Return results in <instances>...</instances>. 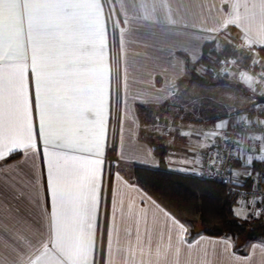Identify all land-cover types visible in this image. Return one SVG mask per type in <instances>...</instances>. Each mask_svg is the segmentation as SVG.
Here are the masks:
<instances>
[{
	"label": "snow or ice",
	"instance_id": "snow-or-ice-1",
	"mask_svg": "<svg viewBox=\"0 0 264 264\" xmlns=\"http://www.w3.org/2000/svg\"><path fill=\"white\" fill-rule=\"evenodd\" d=\"M107 4L108 0H0V206L8 204L13 217L12 223L0 228V234L7 232L0 240V248L7 250L0 255V264H96L98 240L100 264H106L114 231L120 242L114 225L118 206L123 213V200L112 184L111 172L106 173L105 162L112 105H117L115 118L122 123L124 98L119 77L114 82L112 68L105 63V49L108 22L112 21L113 42L119 32L121 50L125 28L113 20L111 8L105 11ZM230 7L227 24L243 23L241 47L258 44L264 49V0L251 5L248 0H230ZM228 47L225 43L213 51L225 56ZM199 59L194 53L188 57L193 64ZM259 63L253 60L254 66ZM260 79L264 80V72ZM116 144L114 137V149ZM259 151L264 153V146ZM235 158L245 166L253 161L251 155ZM255 159L264 161V155ZM209 163L215 167L224 161L217 153ZM256 176L261 178L259 173ZM25 203L31 209L27 215L20 208ZM140 203L164 217L165 229L191 243L183 241L185 225L155 199L142 195ZM102 205L110 217L107 243L99 225ZM128 210L147 216L134 204ZM124 236L127 246L120 251L131 252L133 243L140 246L138 219L135 232L125 229Z\"/></svg>",
	"mask_w": 264,
	"mask_h": 264
},
{
	"label": "crops",
	"instance_id": "crops-1",
	"mask_svg": "<svg viewBox=\"0 0 264 264\" xmlns=\"http://www.w3.org/2000/svg\"><path fill=\"white\" fill-rule=\"evenodd\" d=\"M248 3L249 5L258 4L259 0H248ZM109 8H111L113 20H119L120 26L125 28L124 48L121 50L119 32H116L113 42L112 21L108 22V46L105 49V63L112 68L113 81L115 82L118 76L122 84L124 103L120 108L124 116L122 123L115 118L117 105L113 103L111 109L113 119L108 125L107 132L109 150L105 170L106 173L111 172L112 184L119 189L120 198L123 200V213L118 206L114 228L119 230L120 242H117L114 231L112 245L104 257L106 264H264V239L245 243L244 254L236 252L232 241L229 239V243L224 237L199 234L195 239H190L191 243L182 242L177 232L164 228L163 216L155 209L149 211L146 204L140 203L142 195H149L131 178L134 165L150 168L158 166V158L153 152L154 145L157 143L167 149L165 156L167 157L165 160L167 170L187 169L190 170L189 173L195 172L198 166V156L211 147L215 137L213 133L221 129H218L216 125L233 124L234 106L242 102L240 98L236 103L234 100H226L227 106H224L221 112L218 101L212 103L208 99L207 101L201 99L198 102L196 100L197 105L194 103L195 108L191 112L196 115L187 119L185 117L191 114L185 113V117L180 115V108H182L183 99L187 97L184 100L189 101L190 98L187 95L179 96V92H185L186 88L196 82L185 81L187 75L190 76V70L197 72V68L202 66L189 62L190 55L194 53L201 57L204 44L213 41L217 34L225 33L228 29H234L238 35L237 43L244 44L243 23L239 27L227 24L231 12L230 0H108L105 11L107 12ZM255 11L258 13L259 9ZM124 20L128 23L124 24ZM192 37L198 38L193 39ZM252 48L262 49L258 44L253 45ZM257 56L260 55L257 53ZM258 60H264V58L260 57ZM256 66L262 69L260 63ZM237 73L236 71L235 74ZM244 74L241 72L237 76L241 84V92L250 95L251 98L252 94H264L261 90L256 91L254 86L250 90L246 89L248 85L240 80L241 77L247 75V72ZM198 85L202 88L215 87L200 83ZM187 106H190V103ZM171 107L179 112L173 118L168 112ZM154 108L157 111L161 110V116L157 119L149 116L151 119H147L148 112ZM243 110L248 117H264V105L247 107L243 104ZM156 126L157 133L154 132ZM169 136L177 139L178 152L174 153L177 157L175 160H171L173 158L169 156L168 144L170 141L174 142ZM114 137L117 140L115 149L113 148ZM256 137H261V139H256ZM240 144L237 155L243 157L251 155L253 161L250 166H245L241 159L236 158L232 165V173L235 172L236 175L232 174L231 178L234 181L238 180V184L246 187L250 186L254 174L264 172V161L255 159L257 155H264L259 151L264 146V133L244 135ZM36 165L39 170V158ZM246 173H252V175H245ZM116 174L126 183H121ZM132 186H137L140 191H135ZM129 204H134L142 211H146L147 216H142L135 211L129 212ZM16 207V203L11 202V208L14 210ZM108 207L111 208L110 203ZM20 208L24 215L31 212L26 203L21 204ZM252 208L254 210V207ZM250 209L249 204H240L236 207V211L241 215L250 211L252 213ZM109 219L108 210L102 205L99 225L104 230L105 243H107L106 226ZM137 219L142 237L141 244L136 246L133 243L131 252H122L120 249L127 246L124 230L131 229L135 232ZM12 221L13 217L8 204H3L0 206V228L6 227ZM6 235L7 232L0 234V240H3ZM183 241H187L186 231L183 234ZM99 244L98 240V250L95 254L96 264H100L101 259ZM6 251L0 248V255H5Z\"/></svg>",
	"mask_w": 264,
	"mask_h": 264
},
{
	"label": "trees",
	"instance_id": "trees-1",
	"mask_svg": "<svg viewBox=\"0 0 264 264\" xmlns=\"http://www.w3.org/2000/svg\"><path fill=\"white\" fill-rule=\"evenodd\" d=\"M234 33L233 29H230ZM222 34V33H221ZM233 41L234 37H229ZM235 42V41H233ZM214 41L205 43L197 62L204 71L197 75L190 70L189 80L203 85L214 81L217 70L229 58L244 64L250 55L238 52L229 42L227 55L218 56L213 49ZM225 47V43L222 48ZM219 50V49H217ZM264 57V49H256ZM215 61V63H213ZM242 62V63H241ZM214 66V67H213ZM264 69V68H262ZM153 152L158 158L159 167L132 166L131 178L150 197L155 199L167 211L172 213L186 227V237L191 239L198 234L213 237H228L238 253H245V243L264 239V215H235L239 203L233 198L227 187L219 182L203 179L194 173H179L165 169L166 149L163 145H154ZM198 226V228L196 227Z\"/></svg>",
	"mask_w": 264,
	"mask_h": 264
},
{
	"label": "rangeland",
	"instance_id": "rangeland-1",
	"mask_svg": "<svg viewBox=\"0 0 264 264\" xmlns=\"http://www.w3.org/2000/svg\"><path fill=\"white\" fill-rule=\"evenodd\" d=\"M233 31H234V29H233ZM236 35H237L236 31H234V33H232V31L230 29H228L227 32H225V33L217 34L216 38L213 40L214 41L213 44H214V46H215L216 49H220L224 43L229 42L234 48L238 49L237 50L238 52L243 53L244 55L245 54L246 55H250L251 56L250 61L248 63L245 62L244 64H240V62L232 63V61L237 60V58L236 57L235 58L234 57L233 58L231 57V58H229V61H228V63L226 65H220L219 64L220 67H218L217 70L212 69L213 71L216 72V74H214L215 75L214 81H217V83H211V84H207V85H214L215 86L214 88H212V87L202 88L200 85H198L199 82H195L194 80H189V77L187 75V79L185 81H189L190 83L195 82L196 84L194 83L191 86H189L188 88H186L185 92L184 91L183 92L181 91L182 94H181V92H179V96L180 97H183V95L184 96L187 95L190 98L189 101L188 100L187 101L184 100L187 97H185L183 99V103H182L183 105L181 106L183 109L180 108V110H181V114L180 115H184V117H185V115H186L185 113H187V115L188 114H191V112L195 108L194 103H195V105H197L196 100L198 102L201 99H203V101L204 100L207 101V99H208V100H210L209 102H212V103L215 102V101L216 102L218 101V106L221 107L219 110L221 112L223 110V107L224 106L225 107L227 106V102H225L226 100L227 101L228 100H232V101L234 100L235 103H236V102L239 101V98H240V101H242V102L239 103V104H235L236 107L234 106V111H233L234 112V115H235L233 124H235V123H237V122H239V121H241L243 119L249 118L247 116L246 112L244 113L245 110H243V104L246 105L247 107L248 106L258 107V106L264 105V104H255V105H252L251 104V102L253 101V99L250 97V95H247V94L241 92V84L239 83V80H238V77H237L238 76V73H241L242 72V73H245L246 74V72H247V75L246 76L240 78V80H243L242 81L243 83H245L246 85H248V87H246V89L248 88V90H250L254 86L253 88H255L256 91H260L261 85L259 84L258 81H256V79H254L253 74L251 75L248 71H249L250 68L255 69V71H259V70L264 71V69H261L260 67H257L256 65L255 66L253 65V60L254 59H259L260 57L261 58H264V57L257 56V53H256L257 51L254 48H250L249 49L247 47H241V45L243 43H237V37H238V35L237 36ZM230 36L231 37H234L233 38V41H235V42L231 41V39L229 38ZM260 61H261L260 62V65H264V60H260ZM262 68H264V67H262ZM200 70H204V67L203 66H199V68H197V72L196 73L198 75H200L203 72V71H200ZM236 71L238 72L237 74H235ZM223 74L224 75L227 74V76L224 77ZM248 77H251V80L247 79ZM200 89H202V90H200ZM218 99L220 100V102H219ZM175 101H177V99ZM189 103H190V106H187V105H189ZM172 105H173V103H172ZM221 105H223V106H221ZM229 105H230V103L228 104V106ZM196 108H198V107H196ZM168 112L170 114L169 116L171 118H173L174 115H176V113L178 111L176 109H174V108L171 107L168 110ZM148 114H149L148 117H147V115H145L147 117V119H151V118H149V116L152 117V118H154V119L155 118L157 119L158 116H161V110L160 111H157V109L154 108V110L149 111ZM194 114L196 115V113H194ZM194 114L192 113L191 115H188L185 118H187V119L188 118H192V116H194ZM146 117H144V119H146ZM233 124H231V125H233ZM231 125H229V126H231ZM227 127H223L220 130H218L216 132V135H219L221 133V131H223ZM146 129H147V126H146ZM155 129H157V126L154 127V132L157 133L158 131H155ZM192 131H194V128H192ZM169 138H170V136H169ZM170 139L171 140H174V142L173 141H170ZM170 139H168L170 141L169 144H168V140H167V144H168V146L170 148V151H169V154L170 155L169 156H171L173 158L171 160H175L177 158V157H175V154H177V152H178V150L176 149V147H178L177 139L176 138H174V139L170 138ZM158 144L159 143H157L155 145H158ZM181 144H182V142H181ZM166 152H167V149H166ZM204 152L200 153V155L198 156V158H200V156ZM166 159H167V157H165V160ZM198 163H199V159H197V165H198ZM157 167H159V164H158ZM165 169H166V167H165ZM189 171L188 172H179V173L186 174V173H189ZM240 204H242V205L249 204V206L252 209V213L250 211L249 213H247L245 215L242 214L243 216L248 217L249 215H252V214L253 215H256L257 212L255 210H253V208H252L253 206H252L251 202H249V203H240ZM236 212H238V211H236ZM240 215H241V213H240ZM196 227L198 228V226H196ZM198 235H196L195 237H193L191 239L192 240L195 239ZM186 239H187V237H186ZM187 241H190V239H187Z\"/></svg>",
	"mask_w": 264,
	"mask_h": 264
},
{
	"label": "built area",
	"instance_id": "built-area-1",
	"mask_svg": "<svg viewBox=\"0 0 264 264\" xmlns=\"http://www.w3.org/2000/svg\"><path fill=\"white\" fill-rule=\"evenodd\" d=\"M259 71L250 68L248 72L251 75L253 74L254 79L261 85V92H264V80L260 79L261 73L264 71ZM257 133H264V117L259 118L253 116L228 126L219 135L215 136L211 147L200 156L197 169L193 173L200 178L216 181L225 185L237 203L251 202L254 210L264 215V202H261V197H264V172H257L261 174L259 180H257V173L254 174L251 178L250 186L245 187L238 183L227 182L233 180L231 178L232 165L241 145L240 143L238 145L236 141L239 140L241 142V138L244 135H254ZM217 153L220 154L224 164H218L213 167L209 161L215 158ZM253 200L255 203H253Z\"/></svg>",
	"mask_w": 264,
	"mask_h": 264
},
{
	"label": "water",
	"instance_id": "water-1",
	"mask_svg": "<svg viewBox=\"0 0 264 264\" xmlns=\"http://www.w3.org/2000/svg\"><path fill=\"white\" fill-rule=\"evenodd\" d=\"M253 101L251 102L252 105L255 104H264V94H252Z\"/></svg>",
	"mask_w": 264,
	"mask_h": 264
}]
</instances>
